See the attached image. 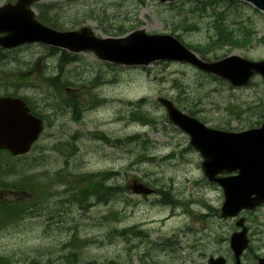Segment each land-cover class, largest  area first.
I'll return each mask as SVG.
<instances>
[{"label":"rangeland","instance_id":"374dc122","mask_svg":"<svg viewBox=\"0 0 264 264\" xmlns=\"http://www.w3.org/2000/svg\"><path fill=\"white\" fill-rule=\"evenodd\" d=\"M205 1L177 0L169 6L151 0H54L56 19L50 22H57L60 31L87 24L101 36H125L137 29L173 35L194 51L216 38L221 12L224 25L245 28L250 42L214 46L204 60L235 55L264 61V13L240 0H221L212 9ZM45 48L22 46L0 57V95L24 97L45 125L29 154L9 162L23 171L26 182L51 188L30 203L24 193L0 188V199L35 209L0 225V259L7 257L11 264L33 259L41 264H206L209 257L223 256L232 263L228 238L236 231L235 221L220 219L214 211L223 203L222 192L206 181L199 154L189 147L187 136L167 122L156 98L194 113V119L211 129L236 133L261 122V79L236 89L184 63L128 68L99 62L85 52L62 69L60 85L53 78L61 51L51 54ZM135 112L154 119L153 125L133 118ZM137 134L152 146L145 149L141 142L113 148L100 139L102 135L112 144ZM107 171L118 173L112 185L125 187L136 180L169 190L179 205H163L158 194L126 192L87 212L74 208L63 191L84 176ZM261 213L264 208L241 216L263 257L264 229L257 224L264 218ZM132 226L144 231L148 242L118 234ZM249 257L246 253L242 264H254Z\"/></svg>","mask_w":264,"mask_h":264},{"label":"water","instance_id":"95a60500","mask_svg":"<svg viewBox=\"0 0 264 264\" xmlns=\"http://www.w3.org/2000/svg\"><path fill=\"white\" fill-rule=\"evenodd\" d=\"M37 1L40 0H17L14 6L0 8L1 48L39 42L73 54L91 52L98 61L121 66L147 67L160 61L184 62L233 87H246L254 75H259L264 82V61L251 62L231 55L205 62L169 35H146L144 30H138L125 38H103L87 26L68 32L55 31L35 19L30 6ZM155 1L170 3L174 0ZM243 1L264 12V0ZM158 102L164 106L168 121L189 136V145L202 158L201 169L205 177L221 188L224 197L219 213L221 218H234L241 211H253L264 203V106L260 128L226 133L207 128L165 99H158ZM41 129L40 120L29 114L21 100L0 98V150H7L14 156L27 153ZM231 173L236 175L220 177ZM131 189L135 193H151L137 184ZM243 224V219L235 223L242 230L230 238L236 264H240L239 257L248 244ZM257 263L264 264V259H258ZM208 264H225V261L210 259Z\"/></svg>","mask_w":264,"mask_h":264},{"label":"trees","instance_id":"16d2710c","mask_svg":"<svg viewBox=\"0 0 264 264\" xmlns=\"http://www.w3.org/2000/svg\"><path fill=\"white\" fill-rule=\"evenodd\" d=\"M205 3L206 8H217L219 7V4L221 3V0H206ZM172 5V4H171ZM169 5V6H171ZM219 17H221L220 21H216V38L211 39L210 42L207 44H204V46L197 47L196 50H194L197 53H200L201 57L205 59V55H207L208 51H210L214 46H219L222 43L226 44H239L241 42L249 43L250 40L246 37V34H248V31L240 27L237 30H230L229 27L224 25V20L221 16V12L218 14ZM51 27L58 28L54 24H50ZM51 54H54L57 52V50H50ZM75 59L74 56H71L65 52H61L60 57L57 61V69H58V75L53 78V81L59 83L60 85H63L60 82V74L62 72V69L71 63ZM191 116H194V113H190ZM133 118L139 119L143 124L147 125H153V121L151 118L146 117L142 115L139 112H135L132 114ZM139 139L137 137H129L123 140H116V148L125 146L129 142L138 141ZM105 143H108L106 139L103 140ZM142 142V140H141ZM145 143V145H144ZM143 145L144 148H148L152 146V144L148 141H145ZM2 153V152H1ZM152 161V160H148ZM3 164V165H2ZM17 165L14 166L12 163L9 162V156L2 157L0 155V188H2L4 191L10 190L15 191L16 193H24L26 196V199L30 203L31 201H35L36 198H39L40 194H45L50 187H46L45 185H38L37 183L32 184L31 182L28 183L24 180V177H22L23 171L20 169H17ZM111 174H100L99 177L96 178L95 175H87L83 177V181L76 183L77 186H74L72 189L71 187L69 189H65L63 191L64 194H68V200L71 203L73 207H76L77 209L81 210L82 212H87L91 207L97 204L106 205L109 202L117 199L120 197L125 189L123 186H107L105 184V180L109 178ZM30 185V186H29ZM162 197L163 203L168 204H174L172 202V198H169V193L163 190L159 191ZM30 198V199H29ZM169 198V199H168ZM161 201V203H162ZM171 201V202H170ZM28 203V204H29ZM162 203V204H163ZM28 204H24L20 201H16L14 199H8L7 197L5 199H0V225H9L19 219L28 212L34 211L31 206H28ZM120 236H124L125 234H131L136 235L138 232L134 228H130L121 232H118ZM79 257V254L72 255L73 261L77 262V259ZM71 258V257H69ZM71 258V259H72ZM35 261H39L37 259L31 260V264H36ZM11 260L9 259H0V264H11ZM85 264H93V263H85Z\"/></svg>","mask_w":264,"mask_h":264},{"label":"flooded vegetation","instance_id":"af4514ba","mask_svg":"<svg viewBox=\"0 0 264 264\" xmlns=\"http://www.w3.org/2000/svg\"><path fill=\"white\" fill-rule=\"evenodd\" d=\"M8 0H0V4L6 3ZM13 3V2H12Z\"/></svg>","mask_w":264,"mask_h":264},{"label":"bare ground","instance_id":"6f19581e","mask_svg":"<svg viewBox=\"0 0 264 264\" xmlns=\"http://www.w3.org/2000/svg\"><path fill=\"white\" fill-rule=\"evenodd\" d=\"M133 152H135V151H133ZM68 206V205H67ZM228 243H230V241L228 240Z\"/></svg>","mask_w":264,"mask_h":264}]
</instances>
